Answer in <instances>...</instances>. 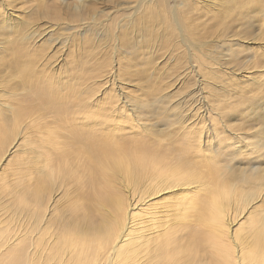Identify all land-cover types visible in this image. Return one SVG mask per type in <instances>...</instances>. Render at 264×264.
<instances>
[{
  "label": "rangeland",
  "instance_id": "obj_1",
  "mask_svg": "<svg viewBox=\"0 0 264 264\" xmlns=\"http://www.w3.org/2000/svg\"><path fill=\"white\" fill-rule=\"evenodd\" d=\"M128 160L154 179L107 164ZM168 168L191 183L156 191ZM195 194L229 201L246 248L264 216V0H0V264H240L200 204L174 249L137 243ZM84 213L100 228L66 225Z\"/></svg>",
  "mask_w": 264,
  "mask_h": 264
},
{
  "label": "bare ground",
  "instance_id": "obj_2",
  "mask_svg": "<svg viewBox=\"0 0 264 264\" xmlns=\"http://www.w3.org/2000/svg\"><path fill=\"white\" fill-rule=\"evenodd\" d=\"M3 145L4 144H1V147ZM43 145L46 146V144H43ZM4 150H6V149H4ZM107 164L109 165V169L112 170L113 175H119L120 176V175L124 174L126 176L134 177L136 179L142 178L141 173L143 170H142V168H140L138 166L139 164L134 163L133 160H128V161H126V163H121L118 161L111 163V161H110ZM143 164H144V162H143ZM103 166H105V165H103ZM142 166L145 170V172L143 171L144 174L145 173L148 174L150 171L146 170L147 167L145 165H142ZM179 170H180L179 168H173V169L168 168L169 174L163 176L159 181L157 179H155V183L153 185L151 184L153 186L152 188H154V189L156 188V191H158V190L162 189L167 183H176V184L182 185L183 183L189 182V176H186V173L184 171H179ZM62 171H63V169H62ZM159 171H160V169L156 170V173ZM161 173L157 174L156 177L159 178ZM146 174L143 177L147 176L146 179H150L151 175H146ZM71 176H73V175H71ZM152 178L154 179V177H151V179ZM148 183H150V182H148ZM189 183H191V182H189ZM154 189H152V190H154ZM201 190L202 189L194 188L193 193L194 192L199 193ZM107 198H109V197H107ZM226 201L227 200H224V202H226ZM112 202H113V200H111V203ZM224 202H219L216 197H212V200L209 201V203H204V200L199 199L198 194H195L193 196H189V197H187V199L184 200L183 203H181V205L179 207H177L179 214L181 216L178 217L177 213H175L176 217L171 218L167 221H164V226L159 228V230L153 229L154 231L151 230L149 233L148 232L146 233V230H144L145 226L147 227L149 225H151V226L154 225L155 227H157L158 225H160L158 216H157V218H155V217H153L154 215L151 218H149V221L152 220L150 223H147L145 226H141L140 229L138 227L139 231H137L136 236H138L140 238L137 240V243L141 244L142 246H146L151 242V240L155 239V236H157V238H160L159 242L156 243L157 247L161 248L163 251H169V250L174 249L175 243L172 239V234L174 233V227L173 226H176L175 224L178 223L179 219H183L185 217L186 213H189L191 211L193 212L196 208H198V204H200V205H203L204 208L209 209V212L206 213L204 220L207 221L206 224L210 227L208 235L211 238L216 239L217 243H222L221 241L224 240L223 237L226 238L227 240H229L230 242H232L234 244L233 246H235L237 248V252H238L237 258L240 259V264H264V255H262V253H264V221L260 224V219L264 220V216H261V218L258 220V223L256 225L252 226L249 233L245 236L244 239H246V242H245L246 248L239 247L240 245H237V243L234 240V235L229 234L227 232V229H229L231 224H232L231 223L232 220L229 219L228 218L229 215H227L229 213V212L227 213L228 208H229V205H228L229 201H227V204ZM151 205H153V204H149V206H151ZM141 210L144 211V208H142ZM141 210H139V211H141ZM138 213H140V212H138ZM153 214H154V212H153ZM186 215H188V214H186ZM76 218L78 219L77 221L69 222L66 225L72 226L73 229H75L76 231L78 229H82L84 227H88V228L91 227L94 229L100 228V226L97 224L91 225V222L89 220L90 218H88V216H86L85 213L82 214L81 217L77 216ZM149 229H150V227H149ZM211 244H212V242H211ZM213 247L214 248L216 247V243H214ZM237 258H236V260H237ZM140 262H141L140 264L143 263V261H140ZM226 263L227 264L230 263V260L228 258H226ZM236 264H239L238 261H236Z\"/></svg>",
  "mask_w": 264,
  "mask_h": 264
}]
</instances>
